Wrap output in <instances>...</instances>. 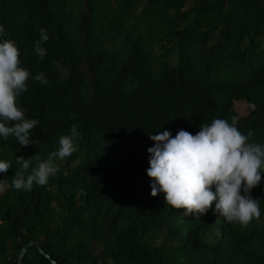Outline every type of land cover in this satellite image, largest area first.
I'll return each instance as SVG.
<instances>
[{
	"label": "clouds",
	"instance_id": "1",
	"mask_svg": "<svg viewBox=\"0 0 264 264\" xmlns=\"http://www.w3.org/2000/svg\"><path fill=\"white\" fill-rule=\"evenodd\" d=\"M143 4L138 0L133 16L149 25ZM52 10V0H0V152L11 141L25 151L16 158L10 155L0 159V174L9 169L14 191L35 204L37 201L27 195L40 192L47 201L60 195L77 221L76 238L99 250L106 249L103 239L120 242L108 231L124 226V221L147 237L155 227L163 234V242L187 225L183 217H197L206 243L229 234L235 226L264 223V144L258 143L264 119L254 109L237 106L232 82L203 64L193 55L190 44L179 37H170L165 44L155 41L148 59L130 53L112 65L114 77L130 68L125 81H115L110 87H125L131 92V104H139L137 121L132 123L131 104L120 107L104 97L110 87L99 89L87 71V63H83L81 73L70 70L63 55L45 57L43 45L49 39ZM175 15V10H169L167 19ZM12 21H20L33 36L39 35L33 44L38 57L28 66L21 47L8 34ZM102 32L98 28V35ZM159 56L164 62L162 72ZM44 67L53 71L59 82L76 87V97L70 99L63 90L51 99L45 95L47 91L41 92L38 84L48 80L43 72L35 71ZM247 67L244 62L248 75L251 70ZM144 85L153 91L170 92L178 99V116L169 113L162 124L154 126L143 119V111L150 118V110L158 104ZM87 97L95 103L99 116L94 117L95 110L84 106ZM55 106L60 107L62 119L79 123L81 129L92 128L95 134L109 117L116 122L121 116L130 123L111 125L129 139L126 163L95 156L70 164L69 158L94 137L76 124L68 129L62 123L49 126L40 121L39 110ZM161 108L167 109L165 105ZM144 125L157 131L148 134L138 128ZM162 125L167 128L159 129ZM36 142L40 146L36 158H23ZM4 186L5 179H0V189ZM139 201L144 203L135 211ZM146 219L151 220L152 228L144 226L142 220ZM33 247L51 264H60L36 239L23 245L17 264L24 263ZM7 260L14 261L12 257ZM0 264H4L2 257Z\"/></svg>",
	"mask_w": 264,
	"mask_h": 264
},
{
	"label": "trees",
	"instance_id": "2",
	"mask_svg": "<svg viewBox=\"0 0 264 264\" xmlns=\"http://www.w3.org/2000/svg\"><path fill=\"white\" fill-rule=\"evenodd\" d=\"M142 1L145 2L142 6L147 12L145 19L149 25L133 16L138 0H52V27L48 30L49 39L43 45L47 49L45 57L63 55L67 67L74 72L84 73L82 66L87 63V71L99 89L107 90L115 81H125L130 75V68H124L116 77L113 76L112 65L117 60L130 53L148 59L153 42L165 44L168 38L176 36L190 44L193 55L201 58L209 69L232 82L236 96L234 102L239 108L254 109L264 119V0ZM169 10L176 11L171 19H167ZM157 17L161 18L159 22L155 21ZM10 23L12 27L8 34L21 47L23 62L28 66L38 57L33 44L39 35L33 36L20 21ZM157 26L159 28L155 30ZM98 28L103 31L100 35ZM206 50L210 51L205 56ZM157 60L162 72V57ZM244 62L251 70L248 75ZM37 72H43L48 80L47 84H38L41 92L47 91V97L52 99L63 90L70 99L76 97V87L63 80L59 82L49 68L36 70L35 74ZM143 89L158 101L149 112L151 119L146 110L143 111V119L152 126L162 124L169 113L178 116V99L171 97L170 92L153 91L145 85ZM103 96L120 107L131 104V92L125 87L113 85L108 92L104 91ZM162 105L167 109H162ZM84 106L95 110L94 117L99 116L90 98H84ZM138 111L139 104L132 103V123H136ZM39 119L49 126L62 123L68 129L76 124L80 131L94 137L91 143L69 158L70 164L105 156L124 165L129 157L128 150H125L129 139L111 128L112 124L130 126L121 116L116 118L117 123L112 117L105 119L97 134L92 128L81 129L79 123L62 119L59 106L47 111L39 110ZM152 126L138 128L150 134L157 131ZM262 126L264 128V120ZM164 128L167 126L162 125L159 129ZM8 143L0 153L4 160L6 156L16 158L25 153L16 142ZM258 143L264 144V132L259 135ZM39 147L36 142L30 153L22 157L36 158ZM7 174L9 180L5 177ZM0 179H5V186L0 189V257L4 264H17L23 245L33 239L39 240L44 251L60 264H264V223H254L247 228L235 226L229 234L213 237L206 243L204 233L199 232L202 228L198 226L197 217H183L187 225L176 235L167 236L163 242V234L153 227L151 220H142L148 229L153 227L148 237L124 221V226L108 231L109 236L120 242L115 244L103 239L106 249L99 250L92 243L76 238L77 221L60 195L47 201L40 192L33 193L27 197L38 204L35 201L28 203L10 186L9 169L0 174ZM143 203L135 204L134 210L138 211ZM54 223L60 226H53ZM8 257L14 261L9 262ZM23 264L51 262L33 247Z\"/></svg>",
	"mask_w": 264,
	"mask_h": 264
},
{
	"label": "bare ground",
	"instance_id": "3",
	"mask_svg": "<svg viewBox=\"0 0 264 264\" xmlns=\"http://www.w3.org/2000/svg\"><path fill=\"white\" fill-rule=\"evenodd\" d=\"M8 144L11 145V143H8ZM14 144H15V143H14ZM16 144H17V143H16ZM12 145H13V144H12ZM126 145H127V144H125L124 146H126ZM127 146H128V145H127ZM127 146H126V147H127ZM82 148H83V147H82ZM82 148H81V150H82ZM87 148H88V147H87ZM127 148H128V147H127ZM127 148H126L125 150H128ZM123 149H124V148H123ZM10 150H11V149H10ZM11 151H12V150H11ZM13 151H14V149H13ZM79 152H80V151H79ZM88 152H89V151H88ZM0 153H2V152H0ZM7 153H9V152H7ZM81 153H82V152H81ZM84 153H85V152H84ZM89 153H90V152H89ZM89 153H88V154H89ZM91 154L93 155L92 152H91ZM84 155H85V157H87V154H84ZM81 156H83V154H82ZM88 157H89V156H88ZM127 157H128V156H127ZM121 162H122V161H121ZM124 163H126V162H124ZM124 163H123V164H124ZM8 175H9V174H7V176H5V175H4V176L7 177V179H8ZM8 180H9V179H8ZM258 224H260V223H258ZM262 224H263V223H262ZM263 229H264V228H263Z\"/></svg>",
	"mask_w": 264,
	"mask_h": 264
},
{
	"label": "rangeland",
	"instance_id": "4",
	"mask_svg": "<svg viewBox=\"0 0 264 264\" xmlns=\"http://www.w3.org/2000/svg\"><path fill=\"white\" fill-rule=\"evenodd\" d=\"M186 9V8H185ZM0 159H3V156L2 155H0ZM18 171H19V168L17 169Z\"/></svg>",
	"mask_w": 264,
	"mask_h": 264
},
{
	"label": "water",
	"instance_id": "5",
	"mask_svg": "<svg viewBox=\"0 0 264 264\" xmlns=\"http://www.w3.org/2000/svg\"><path fill=\"white\" fill-rule=\"evenodd\" d=\"M26 249H27V247H26ZM26 249L24 250V252L26 251Z\"/></svg>",
	"mask_w": 264,
	"mask_h": 264
}]
</instances>
